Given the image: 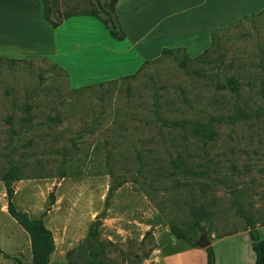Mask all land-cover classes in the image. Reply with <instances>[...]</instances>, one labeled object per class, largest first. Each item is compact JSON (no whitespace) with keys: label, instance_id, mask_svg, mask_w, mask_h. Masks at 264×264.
<instances>
[{"label":"rangeland","instance_id":"374dc122","mask_svg":"<svg viewBox=\"0 0 264 264\" xmlns=\"http://www.w3.org/2000/svg\"><path fill=\"white\" fill-rule=\"evenodd\" d=\"M227 1L249 12L94 89L71 90L45 58L0 54V264H31L8 191L52 230L48 264H164L191 247L172 228L201 249L249 223L264 241V0ZM108 4L55 0L49 18L102 19ZM247 244L229 238L215 261L231 264L234 250L233 264H248Z\"/></svg>","mask_w":264,"mask_h":264},{"label":"crops","instance_id":"0c3cea01","mask_svg":"<svg viewBox=\"0 0 264 264\" xmlns=\"http://www.w3.org/2000/svg\"><path fill=\"white\" fill-rule=\"evenodd\" d=\"M228 4L227 0H116L113 14L123 34L118 39L110 34L103 18L95 15L71 16L52 28L43 19L42 0H0V54L45 58L66 73L70 89L83 88L131 76L181 40L205 34L211 40V33L218 27L249 12L242 1L235 14ZM65 27L69 28V36L64 33ZM103 60H108L109 65L92 71L72 64H98ZM50 231L55 250L54 234ZM238 234L248 235V231L214 239L210 243L214 255L216 246ZM248 247L247 244L248 264H254L255 254ZM1 256L10 259L2 251ZM239 257L240 253L232 250L231 264ZM163 263L206 264V254L204 249L188 247L178 255H165ZM215 263L218 264L217 260Z\"/></svg>","mask_w":264,"mask_h":264},{"label":"trees","instance_id":"16d2710c","mask_svg":"<svg viewBox=\"0 0 264 264\" xmlns=\"http://www.w3.org/2000/svg\"><path fill=\"white\" fill-rule=\"evenodd\" d=\"M115 3H116V0H109V4H108L109 9L108 10L104 9L102 7V5H100V9H101L102 14L104 15L103 22H104V24H106L108 26L110 34L115 38L121 39V38H123V34L121 33V31H120V29L116 23L114 14H113ZM54 6H55V0H42L43 19L52 28L58 27L64 19L68 18V17H64L61 19H59V18H56L54 20L50 19L49 18L50 15L56 16V13L53 10ZM53 14H55V15H53ZM214 33H215V31L212 32L211 39L213 38ZM172 52H173L172 49H165L162 51L161 57L165 56L166 54L172 53ZM204 53H205V51L203 52V54ZM148 63L149 62L145 63V65ZM138 72H136V73H138ZM136 73L131 75V76L121 78L119 80H126V79L133 78L136 75ZM119 80H112V81L99 83L96 85L87 86V87L78 88V89H73V90L77 91V90H83V89H88V90L94 89V88H98V87H101V86L106 85V84H115ZM227 83H228L230 90H232V91L235 90V85H234L233 80H229ZM165 124L168 125V123H165ZM199 128H202L203 130H207L206 127H199ZM199 128H197L195 131L197 132ZM208 129H209V127H208ZM137 158L140 160L139 154L137 155ZM14 173H16V172H14ZM14 177L15 176H13V179H14ZM8 179L9 178L5 177V179H3V181L6 184H9V182H12V181H10ZM11 198H12V192L8 191L7 192L8 214L10 215L11 218H13L16 221V223L26 232V234L29 237L30 252H31V264H48L49 263V256L54 250L53 238H52L51 231L46 228V226L44 225L41 218L30 219V218H28V216L24 212L17 211L11 202ZM171 233L177 239L186 241L192 248H194V245L190 242L191 241L190 238L184 236L183 234H181V232H178L177 229L172 228ZM248 234H249L250 241H251V248L255 254L254 264H264V242L257 235L254 223H249ZM204 252L206 254V264H215V257H214V252H213L212 247L211 246L206 247L204 249Z\"/></svg>","mask_w":264,"mask_h":264},{"label":"water","instance_id":"95a60500","mask_svg":"<svg viewBox=\"0 0 264 264\" xmlns=\"http://www.w3.org/2000/svg\"><path fill=\"white\" fill-rule=\"evenodd\" d=\"M203 244L206 245V246L208 245V243H206V242H203ZM202 246H203V245H202Z\"/></svg>","mask_w":264,"mask_h":264}]
</instances>
